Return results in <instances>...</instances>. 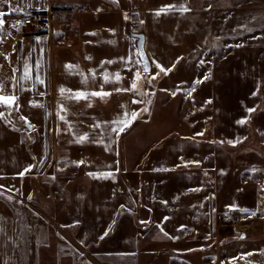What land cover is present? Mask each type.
<instances>
[{"label": "rangeland", "instance_id": "rangeland-1", "mask_svg": "<svg viewBox=\"0 0 264 264\" xmlns=\"http://www.w3.org/2000/svg\"><path fill=\"white\" fill-rule=\"evenodd\" d=\"M191 5L210 14V46L183 57L166 74L169 80L165 74L162 81L152 79L156 71L141 73L136 79L139 88L130 90L138 101L133 112L139 115L115 149L119 157L127 158L125 170L135 169L142 160L157 164L159 170L167 164L180 165L184 169L176 172V179L197 192L200 186L207 198L203 216L198 220L192 213L191 219L179 220L182 229L175 233L176 239L191 246L202 241L219 253L220 264H264V0H191ZM115 8L117 16L126 19L125 10ZM7 12L0 0V96L17 98L10 106L0 102V193H14V199L22 202L32 185L20 177L24 165L49 163L57 157L60 164L62 145L81 137L86 139L77 142L81 151L75 155L82 158L93 147L102 150L100 146L113 140L102 104L88 103L95 96L92 93L107 90L88 86L77 90L64 82L74 77L73 67L65 68L67 64L56 53L32 54V35L20 28L24 14L15 15V25H10L4 23L11 18L3 17ZM125 36L133 41L132 54L139 64L136 39L127 30ZM42 61L52 66L51 80H44V71L38 70ZM77 92L86 98H75ZM50 113L57 125L65 124L63 137L55 139L42 123V117ZM240 120L245 123H237ZM23 122L34 130L28 131ZM84 159L82 164H88L89 157ZM224 216L254 224L253 229L242 236L221 220ZM190 230H195L196 237Z\"/></svg>", "mask_w": 264, "mask_h": 264}, {"label": "crops", "instance_id": "crops-1", "mask_svg": "<svg viewBox=\"0 0 264 264\" xmlns=\"http://www.w3.org/2000/svg\"><path fill=\"white\" fill-rule=\"evenodd\" d=\"M2 1L8 10L3 17H11L4 23L10 25H15L13 19L18 14L25 18L49 10L65 12L63 20L38 27L26 26L23 18L20 28L25 35H32V54L48 57L56 53L63 63L74 66V77L64 82L77 90L88 86L111 93L103 98L94 96L88 103L102 104L113 141L100 146L102 150L93 147L83 158L75 155L76 150L81 151L77 143L81 141H74L62 145L65 150L60 164H56L57 157L21 168L24 175L20 177L32 181L27 196L21 202L14 199V193L0 195V264H220L219 253L202 241L191 246L175 237L182 229L179 220L191 219L192 213L200 220L207 202L199 185L198 192L193 191L181 178L176 179V172L184 166L167 164L159 170L157 164L142 160L129 171L123 165L126 156L122 159L115 149L122 134L130 132L134 106L130 91L116 90L131 89L137 73L140 77L144 73L132 54L133 41L125 36L127 26L145 34V48L152 61L149 73L156 71L155 79L162 81L165 73L157 65L173 69L183 57L208 49L209 12L191 5V0ZM115 7L123 8L127 18H119ZM26 50L29 52V47ZM51 67L46 61L38 66L44 71V80H51ZM165 78L169 80L166 74ZM53 115L43 116L42 123L58 139L66 128L61 122L57 125ZM121 120L130 122L125 130L119 134L111 131L123 126L115 123ZM58 126L64 129L58 131ZM87 157L88 164L79 163ZM89 162L108 165L99 168ZM190 233L197 234L195 230Z\"/></svg>", "mask_w": 264, "mask_h": 264}, {"label": "snow or ice", "instance_id": "snow-or-ice-1", "mask_svg": "<svg viewBox=\"0 0 264 264\" xmlns=\"http://www.w3.org/2000/svg\"><path fill=\"white\" fill-rule=\"evenodd\" d=\"M115 2H118V0H115ZM166 7L171 8L173 6H166ZM182 10L188 11L189 9L183 8ZM159 14H160V12H157V15H159ZM125 18H127V17H125ZM2 24H3V20H0V25H2ZM107 63H112V61H107ZM66 67L71 68V67H74V66L67 65ZM157 67H159L160 68V71L161 72H164L165 74H167L168 72H170L172 70V69H164L160 65H157ZM173 67H174V65H173ZM145 70H147V65H145ZM28 75H29V71L27 70V67H26L25 77L27 78ZM155 78H156L155 76L152 77V79H155ZM205 78H207V77H205ZM116 79L117 80L120 79L119 75L116 76ZM136 79L137 80L140 79L139 73H137ZM105 82L106 83L108 82L107 74L105 75ZM200 82H202V81H197V83H200ZM136 87H137V84L134 81L133 84H132V86H131V89H117L116 91H130L132 89H136ZM60 91H61V93H63L65 91V89L61 88ZM92 95L100 96L101 98H103L104 96L111 95V93L95 92V93H92ZM74 96L77 99L86 98V95L84 93H80V92L75 93ZM16 99L17 98L14 97V96H8V97L0 96V102H3L4 104L9 105V106L12 105V104H14L15 101H16ZM133 102L134 103H138V101H133ZM209 103H210V101H209ZM144 111H147V109H144ZM249 111H254V109H249ZM0 115H2V114H0ZM138 115H139V113L133 112L131 114V120H135ZM115 123H118L120 125H123L122 127H118V128L111 129V131L116 132L117 134H119V133H121V132H123L125 130V127L128 126V124L130 122L129 121H126V120H121V121H117ZM237 123L243 124V123H245V121L244 120H240ZM199 135H203V133H200ZM85 139H86V137H81L80 138L81 142H83ZM228 143H233V142L232 141H229ZM79 163H83V162L81 161ZM25 171H30V169H26ZM20 175H24V173L22 172V173H20ZM108 175H111V174H108ZM0 187H2V186H0ZM193 191H195V190H193ZM0 195H2V193H0ZM29 199H31V197H29ZM165 219H167V218H165ZM105 235H107V233H105Z\"/></svg>", "mask_w": 264, "mask_h": 264}, {"label": "built area", "instance_id": "built-area-1", "mask_svg": "<svg viewBox=\"0 0 264 264\" xmlns=\"http://www.w3.org/2000/svg\"><path fill=\"white\" fill-rule=\"evenodd\" d=\"M64 15L65 12L62 10H49L44 13H31V14H27L26 17L24 18V24L30 27H38L43 23L58 22L63 19ZM251 219L253 221L256 220V215L253 214L251 216ZM221 220L225 223L231 224L233 227L241 231L242 234H246V232L253 229L254 226V224H249V223L242 224V222H239V220L230 218L228 216H224Z\"/></svg>", "mask_w": 264, "mask_h": 264}, {"label": "water", "instance_id": "water-1", "mask_svg": "<svg viewBox=\"0 0 264 264\" xmlns=\"http://www.w3.org/2000/svg\"><path fill=\"white\" fill-rule=\"evenodd\" d=\"M127 32L136 39V47L140 56L142 71L144 73H149L152 69V61L145 48V34L143 32L133 31L129 26H127ZM145 65H147V70H145ZM23 125L27 130L31 131L33 129V126L28 122H23ZM242 236H245V234H242Z\"/></svg>", "mask_w": 264, "mask_h": 264}, {"label": "trees", "instance_id": "trees-1", "mask_svg": "<svg viewBox=\"0 0 264 264\" xmlns=\"http://www.w3.org/2000/svg\"><path fill=\"white\" fill-rule=\"evenodd\" d=\"M132 29V28H131ZM134 31V30H133Z\"/></svg>", "mask_w": 264, "mask_h": 264}]
</instances>
